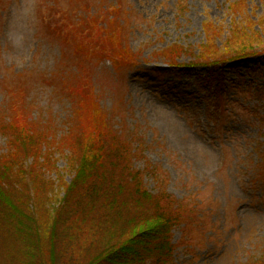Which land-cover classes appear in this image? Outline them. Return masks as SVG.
I'll use <instances>...</instances> for the list:
<instances>
[{
	"label": "rangeland",
	"instance_id": "rangeland-1",
	"mask_svg": "<svg viewBox=\"0 0 264 264\" xmlns=\"http://www.w3.org/2000/svg\"><path fill=\"white\" fill-rule=\"evenodd\" d=\"M108 2L0 0V155L10 147L2 128L12 117L19 129L26 126L36 140L43 139L47 146L43 156H48L43 160L54 162L69 182L73 175L66 171L71 166L75 169L82 149L72 155L68 146L90 120L87 109L75 111L83 98L80 90L86 92L88 87L81 77L94 76L92 87L99 92L108 125L118 124L116 130L139 142L129 134L130 128L137 129L144 142H140L144 152L139 151L132 165L135 173L142 174L143 187L153 195L160 193L154 175H147L148 166L153 165L174 199L199 205L195 207L199 214L183 210L184 220L182 216L176 219L172 264H264V71L253 67L258 61L264 64L263 55L247 57L248 71L239 61L227 63L225 75L230 84L221 98L200 92L192 79H183L162 55L181 47L192 49L197 57L206 42L215 55L224 47L235 51L241 47L239 41L222 43L231 37L235 24L240 29L245 25V15L231 12V0H121L129 16L121 14L117 20L115 9L104 13ZM245 2L252 19L248 26L257 31L255 41L263 47L264 0ZM73 7L80 18L53 31L51 27L63 22L55 10L64 13ZM90 20H96L103 31L109 27L110 33L115 25L119 34L128 37L133 61L114 66L120 69L114 78L96 75L99 59L85 52L78 38L88 34ZM209 25L220 29L216 41L206 32ZM110 47L103 52L108 54ZM192 60L187 52L178 62ZM101 63V70L111 68L107 58ZM257 85L261 93L255 91ZM12 101L17 105L10 106ZM117 155L120 163L122 156ZM32 162L33 157L25 165ZM57 169L49 164L44 171L57 184L55 193L49 194L58 200L64 188ZM27 180L31 184L30 176ZM127 199L126 205L133 208L152 202L133 192ZM106 210L113 214L110 205ZM114 212L110 220L119 226L131 213ZM0 228H4L1 222ZM18 247L17 235L7 232L0 242V264H20ZM10 249L13 256L7 260Z\"/></svg>",
	"mask_w": 264,
	"mask_h": 264
},
{
	"label": "trees",
	"instance_id": "trees-1",
	"mask_svg": "<svg viewBox=\"0 0 264 264\" xmlns=\"http://www.w3.org/2000/svg\"><path fill=\"white\" fill-rule=\"evenodd\" d=\"M230 3L232 13L245 15V25L240 29L235 24L231 37L222 44L236 40L241 47L235 51L224 47L215 55L206 48V42L197 57L192 49L182 50L181 47L162 53L178 75L183 79H193L200 92L215 98L223 97L229 89L227 85L230 83L226 81L225 75L228 62L239 61L243 69L248 71L247 57L261 54L264 59V46L258 47V41H255L257 31L248 26L252 19L246 14L245 0H231ZM108 4L104 13L115 9L114 19H122L121 14L129 16L121 0ZM55 11L62 15L63 22L51 27L53 31L68 27L74 17L80 18L74 7L69 12ZM87 27L88 34H79L78 38L85 52L90 51L98 57L99 61L94 67L98 77V67L104 58L111 62L116 71H120L115 67L121 62L133 61L127 47L128 37L119 34L120 29L115 25L111 33L109 27L106 28L107 32L97 27L96 20H90ZM206 32L216 41L220 29L209 25ZM109 45L108 54H105L103 51ZM187 52L193 56V60L179 63V58ZM253 67L264 71V64L259 61ZM66 78L62 73L61 79ZM93 79L94 76L81 77L82 83L88 87L86 92L80 90L83 98L75 111L87 109L90 120L84 123V131L79 133L76 141L68 146L72 155L82 149L75 169L71 166V170L66 171L73 175L69 182L64 180L63 172L56 168L54 162L43 160L48 159V156H43L47 149L43 139L36 140L26 126L19 129L14 118L7 120L2 129L9 136L10 147L5 154L0 155V222L10 235H17L19 239L17 259L20 264H172L176 249L173 242L176 219L183 215V210L190 215L199 214L195 210L199 205H188L174 199L153 165L148 166L147 175H154L160 193L153 195L143 187V176L139 172L135 173L132 165L139 151L144 152V148H141L144 142L137 129L130 128L129 134L139 142L126 136L123 130H116L118 124L108 125L99 92L92 87ZM69 84L65 87L66 92L71 91ZM231 86L237 88L236 84ZM255 91L261 93V86L257 85ZM15 105L17 103L14 101L10 103V106ZM30 120L36 121L31 117ZM261 150L264 153V149ZM117 153L122 156L120 163L116 158L120 157ZM32 157L33 162L27 167L25 162ZM49 164L62 174L60 185L64 192L58 200L49 194L55 193L53 188L57 185L45 175L44 168ZM27 176H30L31 184ZM130 192L143 194L144 198H151L152 202L135 208L128 206L126 202L130 203L127 199ZM108 205L112 215L106 210ZM114 210L117 211L116 215L131 212L122 226L110 220L114 219ZM99 212H103V216H98ZM182 218L184 220V216ZM4 228H0V242L7 234ZM13 252L10 249L5 254L7 260L11 259Z\"/></svg>",
	"mask_w": 264,
	"mask_h": 264
}]
</instances>
